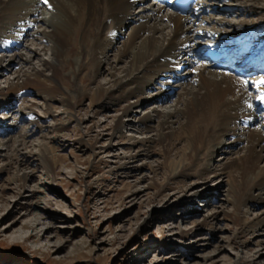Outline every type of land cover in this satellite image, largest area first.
Returning <instances> with one entry per match:
<instances>
[{
	"label": "rangeland",
	"instance_id": "obj_1",
	"mask_svg": "<svg viewBox=\"0 0 264 264\" xmlns=\"http://www.w3.org/2000/svg\"><path fill=\"white\" fill-rule=\"evenodd\" d=\"M259 2L263 4L264 0ZM210 3L211 11L203 13L202 23L195 21L196 28L200 23L211 30L214 23L207 25L209 22H221L225 25L221 26V37L233 38L230 36L256 32L262 24L251 53L263 50L264 10L254 11L235 0ZM164 9L173 12L171 7ZM244 21L256 24L245 26ZM120 33V40H124V29ZM26 38L24 44L29 49L39 47L40 54L34 56L22 45L17 47L31 61L13 66L3 63L0 88L6 86V79L12 78L15 70L39 68L42 59L48 60V53L41 50L43 44ZM112 56L109 65L114 63ZM105 57L106 52L98 55L102 62ZM183 62L180 59L176 69ZM68 70L65 66L62 71ZM87 70L84 68L82 74ZM185 70L184 66L179 73ZM260 74L264 78V70ZM107 78L108 72L100 64L95 81L103 84ZM77 84L89 92L95 82L85 77ZM171 84L175 88L178 81L174 79ZM174 99L173 91L161 101H147L133 113L124 114L118 106L96 110L87 95L71 115L67 104L54 99L46 103L30 91L0 110V264H264V225L239 231L230 218L234 207L226 201L233 177L229 170L207 182L188 175L181 178V189L173 181L162 189L168 159L160 143L135 146L125 141L132 136H151L153 126L142 127L138 117L152 106L167 109ZM25 104L33 108L37 125L19 110ZM118 118L123 127L119 134L112 135L111 126ZM19 138L24 140L18 146L19 159L24 155L26 160L18 163L10 156ZM42 143L47 145V157L53 162L49 172L39 160ZM240 148L234 147L231 153L216 151L214 162L236 156L243 152ZM263 164L264 160L259 163ZM15 176H23L24 181ZM209 186L217 190H208ZM196 190L208 191L205 196H193ZM243 209L246 220L264 218V197ZM202 255L211 258L203 261Z\"/></svg>",
	"mask_w": 264,
	"mask_h": 264
},
{
	"label": "bare ground",
	"instance_id": "obj_2",
	"mask_svg": "<svg viewBox=\"0 0 264 264\" xmlns=\"http://www.w3.org/2000/svg\"><path fill=\"white\" fill-rule=\"evenodd\" d=\"M211 1H199L189 13L181 16L174 9L164 12L163 6L147 0H49L48 4L44 0H0V49L4 53L0 55V71L3 63L13 66L31 61L30 56L17 50L20 45L34 56L40 54L39 47L29 49L24 44L27 36L41 42L44 45L41 50L49 56L48 60L42 59L41 67L15 70L13 77L6 79V86L0 88V110L4 111L5 106L22 93L31 91L46 103L54 99L67 104L71 115L77 103L87 95L90 106L95 109L118 106L122 113L129 114L145 102L161 101L174 91V102L167 109L157 110L152 106L138 117L142 127L153 126L151 136L143 139L132 136L125 141L135 146L160 143L168 159L162 189L169 186L170 181L181 189V178L188 175L207 182L229 170V176L233 177L226 201L234 207L230 218L239 231L264 225V218L246 220L243 209L264 197V164L259 165L264 160V119L255 122L257 127L248 126L259 116L258 110L264 117V101L257 98L264 95V84L258 83L260 80L240 78L244 77L241 69V72L226 69L217 57L201 60L197 68L189 66L204 53V48L223 47L228 41L217 35L224 25L221 22H209L207 25L214 23L211 30L200 23L195 27V21L202 23L203 13L211 11ZM235 1L254 11L264 10V3L259 0ZM253 23L244 21L245 26ZM121 29L126 33L124 40H120ZM214 34L215 41L202 43L196 38ZM252 35L255 37V29L238 34L235 42L245 44ZM118 40L120 45H117ZM105 52L102 62L98 55ZM110 54L114 58L112 65H109ZM183 56L188 57L189 62L185 60L188 67L184 73H179L177 63ZM100 64L108 72L103 84L95 81ZM65 66L69 70L64 73ZM251 66V69L264 66V50ZM84 68L88 70L82 74ZM85 77L95 82L89 92L77 84V80ZM174 79L178 81L176 89L171 84ZM63 81H68V85L64 86ZM248 87L254 89L255 94L247 101ZM19 110L38 124L31 105L25 104ZM46 110L51 112L50 107ZM122 127L118 118L111 126L112 135L119 134ZM14 143L17 147L12 148L10 160L18 163L26 160L24 155V159H19L18 146L24 144V140L19 138ZM234 147L242 149V154L214 162L216 151L231 153ZM47 150V145L42 143L38 155L49 172L53 162L49 161ZM15 179L24 181L23 176H15ZM208 190L217 189L209 186ZM207 191L196 190L193 196H205ZM203 222L209 224L208 219ZM201 258L205 261L211 256Z\"/></svg>",
	"mask_w": 264,
	"mask_h": 264
},
{
	"label": "snow or ice",
	"instance_id": "obj_3",
	"mask_svg": "<svg viewBox=\"0 0 264 264\" xmlns=\"http://www.w3.org/2000/svg\"><path fill=\"white\" fill-rule=\"evenodd\" d=\"M44 3L45 4H48L49 3V0H44ZM50 6V5H49ZM258 83H260V84H264V80H262V81H259ZM258 99H260V100H262V101H264V95H261V96H259V97H257Z\"/></svg>",
	"mask_w": 264,
	"mask_h": 264
}]
</instances>
